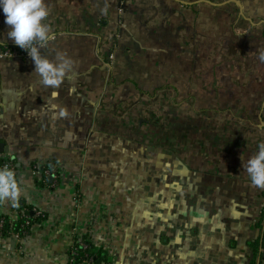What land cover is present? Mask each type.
<instances>
[{
	"label": "crops",
	"instance_id": "obj_1",
	"mask_svg": "<svg viewBox=\"0 0 264 264\" xmlns=\"http://www.w3.org/2000/svg\"><path fill=\"white\" fill-rule=\"evenodd\" d=\"M45 2L40 55L70 67L46 87L30 56H0L21 189L0 215L42 214L0 237V264H65L81 236L100 264H264V189L241 159L264 144V0Z\"/></svg>",
	"mask_w": 264,
	"mask_h": 264
},
{
	"label": "clouds",
	"instance_id": "obj_2",
	"mask_svg": "<svg viewBox=\"0 0 264 264\" xmlns=\"http://www.w3.org/2000/svg\"><path fill=\"white\" fill-rule=\"evenodd\" d=\"M0 12L7 25L6 36L27 51L41 83L46 87L59 86L70 67V61L65 55H58L55 61L40 55V48L52 38L47 22L50 9L45 0H0ZM259 59L264 62V53L260 54ZM241 159L250 183L264 189V144H259L255 154L247 160ZM20 194L15 173L7 166L0 168V200L15 201Z\"/></svg>",
	"mask_w": 264,
	"mask_h": 264
},
{
	"label": "built area",
	"instance_id": "obj_3",
	"mask_svg": "<svg viewBox=\"0 0 264 264\" xmlns=\"http://www.w3.org/2000/svg\"><path fill=\"white\" fill-rule=\"evenodd\" d=\"M0 56H18V57H28V53L26 50L21 49L16 45H8V44H0ZM7 166L14 172L13 161L9 157L0 156V168ZM44 175H52V185L56 183L57 173L55 168L49 169V167L43 168ZM15 173V172H14ZM32 218L40 217L41 211L37 209L30 210ZM17 218H21L23 220L20 223V226L17 230L13 228V217L7 215V218L0 215V237H2V231H5L6 225L8 228L6 229L9 235L15 237L16 239H21L28 232V228H30L29 223V215L25 213V208L19 212ZM89 242L83 241L82 239L73 240L72 245L68 251V260L65 264H100V262L96 259L95 255L90 251ZM92 244V243H91Z\"/></svg>",
	"mask_w": 264,
	"mask_h": 264
},
{
	"label": "trees",
	"instance_id": "obj_4",
	"mask_svg": "<svg viewBox=\"0 0 264 264\" xmlns=\"http://www.w3.org/2000/svg\"><path fill=\"white\" fill-rule=\"evenodd\" d=\"M48 167H49V166H48ZM263 195H264V192H263ZM21 207H22V208H21ZM20 208H21V211L25 208V213H26L27 215H29V223H30V226H31V224H33L34 222L40 220L41 217H42V215H41L40 217H34V218H32V215H31V212H30V210H31L32 207H29V206H25V207L20 206ZM21 211H20V212H21ZM2 216H4V215H2ZM4 217L7 218L6 215H5ZM22 222H23V220H22L21 218H16V219H14V221H13V224H14L13 228H14L15 230H17L18 227L20 226V223H22ZM5 227H6V229L8 228L7 225H6ZM6 229H5V231H2V237H8V236H11V235H9V233L7 232ZM28 230H29V228H28ZM77 239H82L83 241L89 242V239L86 238L85 236H81L80 238H79V237H76L74 240L76 241ZM89 247H90V251L95 255L96 259L100 262V257H101V256H100V253L95 249V247H94L93 244L90 243V244H89ZM252 264H253V263H252Z\"/></svg>",
	"mask_w": 264,
	"mask_h": 264
},
{
	"label": "water",
	"instance_id": "obj_5",
	"mask_svg": "<svg viewBox=\"0 0 264 264\" xmlns=\"http://www.w3.org/2000/svg\"><path fill=\"white\" fill-rule=\"evenodd\" d=\"M48 179H49V181H51L52 180V175H49Z\"/></svg>",
	"mask_w": 264,
	"mask_h": 264
}]
</instances>
